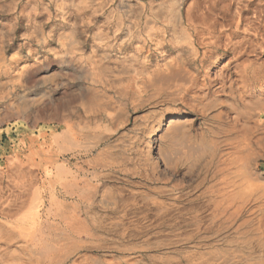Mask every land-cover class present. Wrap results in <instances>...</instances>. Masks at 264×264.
Returning <instances> with one entry per match:
<instances>
[{
  "label": "rangeland",
  "instance_id": "1",
  "mask_svg": "<svg viewBox=\"0 0 264 264\" xmlns=\"http://www.w3.org/2000/svg\"><path fill=\"white\" fill-rule=\"evenodd\" d=\"M85 1L0 0V58L21 73L0 77V264H262L263 197L243 201L237 218V200L225 203L237 225L249 219L241 231L252 241L231 223L219 234L177 229L172 215L204 206L217 169L238 157L223 133L225 161L210 166L208 129L222 109L227 122L234 95L264 92V0ZM169 65L188 81L149 89ZM168 113L182 117L168 124ZM58 127L72 138L53 147ZM258 138L248 147L261 153ZM250 166L264 179V156ZM68 200L87 226L67 217Z\"/></svg>",
  "mask_w": 264,
  "mask_h": 264
},
{
  "label": "bare ground",
  "instance_id": "2",
  "mask_svg": "<svg viewBox=\"0 0 264 264\" xmlns=\"http://www.w3.org/2000/svg\"><path fill=\"white\" fill-rule=\"evenodd\" d=\"M85 2H86L85 0H82L81 4L85 3ZM174 6H176V5L174 3H172V8H169L171 10V12H172V10L175 9ZM165 10H166L165 7H159L157 9V11L155 12V14L157 16L161 17L163 20H165L170 15L169 14L170 11H168L169 12L168 13V12H165ZM222 13L224 14V15L222 14L223 16L226 15L225 12H222ZM226 17H228V16H226ZM221 19H220V21H221ZM137 24L138 23H134L133 24V27L135 29H136ZM136 31H137V29H136ZM74 33H75V31H74ZM243 48L245 49V47H242V49ZM249 52L253 53V50H249ZM233 55H234L235 59H241L240 57H241L242 54L239 55V52L236 51V49H235ZM62 57H64V56H62ZM65 57H67V56H65ZM71 58L72 57H70V60H71ZM257 58H258V56H257ZM251 59H252V57H251ZM62 60H63V58H62ZM62 60H61V62H62ZM246 60H249V59L247 58ZM59 61H60V59H59ZM254 61H255V59H254ZM249 62H250V60H249ZM227 68H228V65L221 66L220 69L217 70L215 72V75H214L215 85H217V88H220L222 90L225 89V87H226L225 85L228 82V77H229L228 70L229 69H227ZM2 74L5 77H7L8 82H13V81L17 80L18 77L21 75V73L16 72V68L15 67H13L11 65H8V64H5L3 62V60L0 58V77L2 76ZM211 75H209V77ZM188 79H189V76H188L186 71L180 70V69H176V67H175V69L171 68V66L169 65L168 69H167V71H165V73L158 74V75H155L153 77H150V86H147V87L148 88L150 87L149 89L153 88V89H155L156 91H159V92L161 91V93H162V92H165L166 88H168L170 85H172V86L177 85L178 86L180 84L186 83L188 81ZM23 82H24V80H23ZM19 84H21V83H19ZM15 86H16V84H15ZM21 86H22V84H21ZM137 87L138 88H142V86H140V85L137 86ZM254 93L253 92H249V93H243L242 92V93H240L238 95H234V97H233L234 102H231V103L229 102L230 103V104H228L229 105V107H228L229 109H227L224 112V114H226V117H227V120H226L227 122L225 124H222V122H221L222 120L220 118L222 117L221 114H223V109H222L221 112L219 111L220 113L218 112L219 114H216L217 120L213 121L211 123L209 129L207 128L209 130L208 131L209 139L207 141V145H208L207 156H208V159H209V165L210 166L217 164V160H219L220 163L222 161H225V158H224V160H222V158L224 157L225 154L221 152L220 143L222 142V140H220V136H219L221 134L223 135V133H225L227 135L224 140L227 141V143L232 144V147L235 149L234 151H232V155L236 154L235 156H238V157H235L236 161H235V163H233L234 166L231 165L232 168L229 167L230 169L228 171L223 172V169H224L223 167L222 168L220 167V168L217 169V172H220V173L219 174L217 173V175H215V180L213 181L212 184H210L208 186L209 197H208V199H207V201H206L204 206H202V205H200L201 207H195V206L193 207V206H191L190 208L185 207L186 211H181L180 210L179 211L180 213L178 214V216L175 217V216L172 215V219L174 220V223H175V226L177 227V229H180V227L183 228V226H186V227L188 226L187 228H189L190 226L191 227L194 226L195 228L193 227V230L196 229V230L200 231V229L203 228L202 226H204V229L206 230V232L208 234L209 233L210 234H219L221 231H223V230H225V229H227L229 227L228 226L229 223H231L232 225H237L235 220L238 217L240 209H241V207L243 205L242 204L243 201H246V200H248V199H250L251 197H254V196H260V197L264 198V179L259 178L258 176H255L254 172L250 168L251 167L250 166L251 162L256 156H260V157L264 156V155H262V154H264V152L261 151V153H256L255 151L253 152L248 147L249 140H251L254 136L261 137V138H258V139H260V142L262 141L261 145H263V147H264V92L262 91L259 94H254ZM168 94H170V92ZM69 106H70V104H69ZM89 106H91V105L89 104ZM54 110H55V107H54ZM54 110L52 112H50V113H52V114L55 113L56 110H55V112H54ZM50 111H51V109H50ZM168 114H167L166 117L163 118V120L166 121V123H168V124H173L179 117H182V116H179V114H177V113H170L169 115ZM56 115L57 114L54 115V119H55ZM223 118H224V116H223ZM59 130H62V132H60V133L54 132V133L51 134L50 143L53 145V147L58 146L60 143H62V141H69L72 138V135L70 134V131L67 128L62 127V128H59ZM154 135H155V130H153V132L148 136V137L151 138V141L148 144V149H147L149 153H153L154 152V148L156 147L155 145H153L154 141H153L152 137H154ZM103 136L101 138H103ZM155 141H156V139H155ZM230 159H232V157ZM229 161L231 162L233 160H229ZM68 187H69V185H68ZM216 191H217V194H215ZM231 199L237 200L235 202L238 203L237 204V208L235 209L236 211L233 212V215L236 218H231V215H227L228 210L225 207V203L228 202ZM66 205H67V211H68L67 212V217L69 219L73 220V221L74 220L76 222L78 221V223L81 222V224H82V222H84L83 224L84 225L86 224V226H87V223H85V222H87L86 221V217L83 218V215H82V217H80V215H76V219H73V216L75 215L73 213V210L75 208H74L72 202L68 200L66 202ZM201 208H206L207 209V215L203 216L200 213L199 210ZM238 220H239V218H238ZM249 223H250L249 219L245 217L244 220L236 226L235 232H236V235L239 238H242V239L246 238L247 241H250V240L252 241V239L255 238L254 235H252V234L249 235L248 233H245V231H241L242 226L244 224H249ZM256 224H257V229L256 230H258L259 227H263L264 226V213L257 218ZM82 227H83V225H82ZM186 230L188 231V229H186ZM229 230H231V228ZM81 231H80V233H82ZM83 231H86V230H83ZM93 231H91L90 233L88 231L90 239H91V237L93 238V236L95 235V234L94 235L92 234ZM191 231L192 230L190 228L189 232H191ZM95 232H96V230H95ZM184 232H185V230L183 232H179V236H180V233L185 234ZM189 232H187V233H189ZM206 232H204L203 234H205ZM251 232H252V230H251ZM76 233H77V231H76ZM187 233H186V235H188V236L191 235V233H189V234H187ZM182 234H181V236H182ZM254 234H257V233H254ZM191 238H192V235H191ZM260 238L262 239L261 236H260ZM188 239L189 238H187V240ZM81 241H80L81 243H84L82 239H81ZM90 241H92V240H88V241H86V243H89ZM80 242L78 241L76 243L79 244ZM230 243H232V242L230 241ZM249 243H251V242H249ZM79 245H81V247H82V244H79ZM233 245H235V244H233ZM251 245L252 244H248V245H246V247L250 246V249L253 250L254 248H252ZM225 246H227V245H225ZM244 246H245V244H244ZM78 247H80V246H78ZM47 248H50V247H47ZM230 248H229V250H230ZM233 248H231V249H233ZM236 250H238V248L234 250V253L236 254V256L239 255L240 257H242L243 254H244L243 253L244 250L240 251V249H239L238 253L235 252ZM195 254H197V253H195ZM53 255H52V258H53ZM55 256H56V254H55ZM191 256H192L191 254H188V258H189L188 262H190V260H192V259H190ZM57 261H59V260H57ZM261 263L264 264V256L262 258ZM210 264H212V263H210ZM235 264H237V263H235Z\"/></svg>",
  "mask_w": 264,
  "mask_h": 264
}]
</instances>
